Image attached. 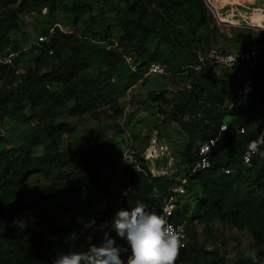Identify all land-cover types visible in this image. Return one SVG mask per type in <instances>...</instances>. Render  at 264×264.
<instances>
[{
  "label": "trees",
  "instance_id": "1",
  "mask_svg": "<svg viewBox=\"0 0 264 264\" xmlns=\"http://www.w3.org/2000/svg\"><path fill=\"white\" fill-rule=\"evenodd\" d=\"M57 1L63 0H0V55L3 57L10 53L3 51L6 46L17 54L12 57L11 64L0 61V78L5 76L0 85V110L5 115L2 114L0 119L9 117L12 112L16 115L15 120L35 121L29 127L27 139L20 145L3 147L5 137L0 135V264H52L58 253L86 251L90 243L100 245L103 241L99 236L101 232H98L101 227L93 231L80 221L59 226L54 220L46 218L45 210L28 214L22 222H9L30 196L20 185L27 173L40 172L50 177L49 181L38 185V198L50 200L60 196L63 207L69 203L76 209L86 208L87 201L89 203L92 197H97L94 190L102 180L101 159L79 150V145L91 146L95 134L84 132L80 139H74V146L68 149L64 142L63 123H57L56 119L63 110L69 116H78L94 108L98 100L109 102L116 90L113 84L117 81L116 77L114 82L110 78L115 76L118 69L125 67V62L122 61V67L120 58L118 68L109 66L101 75L90 77L84 70L95 63L92 54L102 52L107 56V53L101 50L100 45L84 41L86 39L69 46L71 36L54 29V32L43 30L38 33L45 34L48 40L39 47L31 44L32 50L39 53L33 58L35 66L26 68L22 62L23 53L16 51L9 39L10 31L17 28L16 18L19 14L39 12L43 7L46 16L50 17L57 10ZM123 1L126 4L122 12L124 16L117 25L124 30L132 27L133 32H140L136 49H130L134 50L130 52L140 57L143 64L152 60L165 65L173 62L181 68L179 73L186 71L185 76H188L190 71L194 74L189 87L177 91L178 100L174 105L188 137L187 144L180 151V164L184 171L182 177H187L184 192L173 194L169 191L182 177L176 179L161 175L152 179L146 161L138 155L137 165L131 163L129 171L134 190L131 204L143 203L147 210L157 212L172 195L176 204L172 220L187 223L188 238V221L209 222L229 202L226 218L238 229L247 227L257 239L253 254L241 256L230 264H264L258 260L264 254L260 248L264 235V176L261 174L264 156L256 154L249 167L242 163V153L247 144L255 141L264 131V114L259 113L252 104L227 109L228 113L222 106L226 99L235 101L237 94L246 93L242 89L249 83H259L264 88V57L253 70L247 69L244 64H237L233 68H223L225 72L215 75L212 70L216 66L208 65V61L202 63L198 58L199 54L204 55L208 48L216 46L209 42L215 40L218 33L215 17L204 0ZM63 9L78 20L88 7L85 0H64ZM234 31L241 35L240 29ZM261 32L264 33V30ZM60 34L62 39L58 38ZM151 35L158 37V44L148 54L145 43ZM159 45L168 46L169 52L163 54ZM19 66L25 71L15 74ZM235 68H242L239 77H228V70ZM128 71L130 76L136 78L145 73V70ZM54 83L59 84V90H50L49 86ZM256 92L264 100V90ZM67 102H71L69 106H66ZM24 107H27V113L17 115ZM227 114L230 115L229 129L219 132ZM115 120L120 124L122 118ZM217 134L218 143L209 153L210 167L192 172L198 144ZM38 145L42 147L41 152L35 154L33 150ZM261 146V142L257 144V151ZM226 168L233 169V172L225 173ZM64 169L70 171L66 173ZM181 194L191 196L193 204L186 201L181 205L177 201V196ZM25 197L27 199L24 201ZM189 211L191 214L187 215ZM114 214V207L103 211L100 222L109 221L110 226ZM94 216L91 218L95 219ZM181 216L183 218L179 219ZM106 229L116 244L122 243V247L127 248L124 239H119L110 227ZM72 233L76 234V239L72 238ZM87 238H91L90 241H86ZM129 254L124 252L121 255L125 264ZM176 264L228 263L217 244L207 249L191 238L181 248Z\"/></svg>",
  "mask_w": 264,
  "mask_h": 264
},
{
  "label": "rangeland",
  "instance_id": "2",
  "mask_svg": "<svg viewBox=\"0 0 264 264\" xmlns=\"http://www.w3.org/2000/svg\"><path fill=\"white\" fill-rule=\"evenodd\" d=\"M204 1L207 3L206 0ZM63 3L64 0L57 1V10L50 17L46 16V10L43 7H40L39 12H26L17 16V28L10 31L9 39L17 48L16 51L23 53L22 62L26 68L35 66L33 58L38 55L39 51L32 50L30 46L38 33L43 30L54 32V29H58L60 32L70 35L69 46L84 39H86L84 41L100 45L101 50L104 49L107 56H104L102 52L92 54L95 63L84 70L90 74V77L101 75L107 71L109 66L118 68L120 58L121 63L124 61L123 54L134 51L130 49H136L140 32H133L132 27L124 30L117 25V22L124 16L122 12L126 6L125 1L85 0V5L88 7L87 12L78 20H74L73 16L64 12ZM209 4H206L207 8L215 17L218 27L215 40H211L210 45L215 44L223 51H235L247 48L249 42L259 39L260 36L263 37L264 33L261 31L264 30V27L261 29L258 27L264 26V24L253 27L247 16L253 12L254 8L264 9V0L220 7L218 14L229 16L222 22L218 20L219 16L214 10L213 0H209ZM107 27L111 28L107 29ZM234 29H240L241 35ZM58 38L62 39L63 36L60 34ZM157 44L158 37L151 35L145 43L148 54L154 50ZM159 50L166 55L170 48L166 45H159ZM3 51L11 52L12 50H10V46H6ZM173 57L176 58L174 55ZM167 65L164 74L145 72L140 78H136L129 75L128 68L126 65L123 67L122 63L123 68L114 73L117 78L113 84L116 90L112 93L109 102L98 100L94 108L78 116H69L63 110L60 117L56 119L57 123H63L64 142L68 149L74 146V139H80L84 132L95 134L92 136L91 146L79 145V150H85L102 161V180L98 190H94L97 197H92L89 203L86 200V208L76 209L69 203L63 207V200L60 196L50 198V200H48L49 198H38L36 194L38 185L49 181L50 177H45L40 172H30L20 181V185L25 188L23 190L30 196L28 199L24 198V201L27 199L26 203L12 216L9 222L12 223L16 220L22 222L28 214L45 210L46 218L54 220L57 222L55 224L59 226L80 221L83 226H88L91 230L96 231L102 224L107 223L108 225L109 221L100 222V219L103 218V211L114 207L116 213L118 209H130L131 206H134L131 204L134 190L130 184L129 171H131V163L137 165L138 155L146 161V165L151 170L152 179L161 175L176 179L182 177L184 171L180 164V151L187 144L188 137L182 128V121L178 120L179 115L174 110V105L178 100L177 93L182 88L189 87L194 74L189 71V75L185 76L187 72L179 73L181 68L179 69V66L174 65L173 62H167ZM241 71L242 68L228 70V77L238 76ZM223 72L225 69L217 66L212 70L215 75H221ZM4 78L5 76L2 75L0 85ZM49 88L52 91L60 89L59 84L55 83L51 84ZM244 89L246 93L237 94L235 101L226 99L222 104L226 113H228L227 109L242 108L252 104L263 115L264 100H261L256 92V90H264L263 86L259 83L253 85L249 83L243 87L242 91ZM233 90L235 91V88ZM70 103L67 102L66 106H69ZM26 113L27 107H24L18 111L17 115ZM2 114L5 115L4 111L0 110V116ZM117 117L122 118L124 123L121 120L120 124H117L115 120ZM15 118L16 115L11 112L9 117L4 116L0 119V135L5 137L2 141L3 147H14L23 143L29 135V127H32L35 122L23 119L15 120ZM224 121L228 125L230 115H225ZM115 122L116 125H113ZM258 138L262 146L256 154L260 157L264 156V131L259 134ZM41 148L39 145L36 146L33 150L34 153H40ZM69 171L70 169H64L66 173ZM261 174L264 176V167L261 169ZM177 201L181 205L186 201L193 204L191 196L187 194L177 196ZM228 205H230L229 202L222 207L219 215L209 222L188 221L190 222L189 233L185 243L193 238L207 249L211 248L212 244H217L227 263L230 264L241 256L246 257L253 254V247L257 239L247 227L238 229L226 218ZM262 209L264 211V203ZM189 214L191 211L187 215ZM93 215H95V219L91 218ZM182 218V216L179 217V219ZM91 221L95 223L90 225ZM104 231L107 229L98 231L101 232L98 234L102 238ZM90 239L87 238L86 241H90ZM262 239L260 248L264 251V235ZM118 244L122 247V243ZM258 260L263 263L264 254L260 255Z\"/></svg>",
  "mask_w": 264,
  "mask_h": 264
},
{
  "label": "clouds",
  "instance_id": "3",
  "mask_svg": "<svg viewBox=\"0 0 264 264\" xmlns=\"http://www.w3.org/2000/svg\"><path fill=\"white\" fill-rule=\"evenodd\" d=\"M250 147L255 151V145ZM94 223L91 221L90 225ZM100 227L109 226L105 223ZM110 228L126 241L127 248L118 246L109 232L104 231L100 245L90 243L86 251L58 253L52 264H125L122 252H130L126 264H176L184 246L180 230L168 222L166 215L147 210L143 203L118 209ZM71 236L77 238L75 233Z\"/></svg>",
  "mask_w": 264,
  "mask_h": 264
},
{
  "label": "built area",
  "instance_id": "4",
  "mask_svg": "<svg viewBox=\"0 0 264 264\" xmlns=\"http://www.w3.org/2000/svg\"><path fill=\"white\" fill-rule=\"evenodd\" d=\"M207 4V3H206ZM209 4V3H208ZM210 5V4H209ZM208 6V5H207ZM48 37L45 34H39L36 36L33 44L37 47L41 46L42 43L47 42ZM17 55L15 52H10L5 56L0 55V61L6 64L12 63V57ZM123 60L125 65L131 72H137L145 70L148 73L164 74L166 73V65L159 61H148L143 64V60L136 56L132 52L123 54ZM264 57V36L260 39L253 40L245 50L235 51H223L217 46H211L208 48L204 55H198L199 61L204 63L208 61V65H213L222 68H233L237 64H244L247 69L253 70L256 68L258 61ZM235 58V61H234ZM195 68H198L195 67ZM25 69L23 67H17L15 74L23 73ZM115 76L110 78L111 82L115 81ZM229 129V126L223 122L219 127V132H225ZM240 131H243L241 129ZM219 134L216 136L209 137L208 139L200 142L197 149V159L191 169L192 172L205 170L210 167L209 153L211 149L218 143ZM260 143L259 138L247 144L246 148L242 153V163L245 167H249L252 164V160L257 152V144ZM255 145V151L250 146ZM225 173L233 172V169L226 168ZM187 181V177L184 176L180 179L179 183L173 184L169 191L173 194H180L184 192V184ZM176 209L174 197L169 196L167 201L157 211L158 214L166 215L168 222L180 230L183 237L182 243L184 244L187 240V223L186 222H174L172 220L173 213Z\"/></svg>",
  "mask_w": 264,
  "mask_h": 264
},
{
  "label": "bare ground",
  "instance_id": "5",
  "mask_svg": "<svg viewBox=\"0 0 264 264\" xmlns=\"http://www.w3.org/2000/svg\"><path fill=\"white\" fill-rule=\"evenodd\" d=\"M253 3L254 0H213V7L214 10L218 14V9L220 7L226 6L228 4H237V5H243L244 3ZM219 20L225 21L229 16L218 14ZM248 20L251 25L260 26L261 24H264V9L261 8H254L253 12H251L248 16Z\"/></svg>",
  "mask_w": 264,
  "mask_h": 264
},
{
  "label": "water",
  "instance_id": "6",
  "mask_svg": "<svg viewBox=\"0 0 264 264\" xmlns=\"http://www.w3.org/2000/svg\"><path fill=\"white\" fill-rule=\"evenodd\" d=\"M206 2H207V3H209V1H208V0H206ZM217 18H218V16H217ZM218 20H219V18H218ZM220 22H222V21H220ZM251 26H253V27H258V26H254V25H251ZM263 27H264V26H261V27H258V28H260V29H261V28H263Z\"/></svg>",
  "mask_w": 264,
  "mask_h": 264
}]
</instances>
